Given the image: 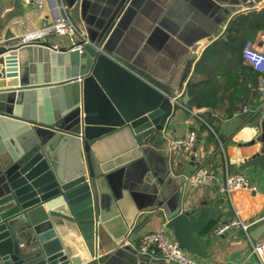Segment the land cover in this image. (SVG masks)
<instances>
[{
	"label": "crops",
	"instance_id": "1",
	"mask_svg": "<svg viewBox=\"0 0 264 264\" xmlns=\"http://www.w3.org/2000/svg\"><path fill=\"white\" fill-rule=\"evenodd\" d=\"M263 8L262 2L252 0H47L40 10L23 0H0V44L19 42L25 32L53 24L66 10L85 38L99 41L142 76L160 82L180 102L164 129L142 144L128 126L91 141L85 149L71 129L41 131V149L60 172L76 176L90 169L99 177L103 193L99 206L107 218L100 222L96 256H107L103 264H170L141 257L138 244L145 232L168 221L164 207L179 203L186 209L202 203L216 206L213 227L197 234L212 249L206 256L210 264L234 260L261 264L242 228L233 227L222 235L215 228L236 216L231 199L219 190L227 172L243 173L257 186L251 194L252 207L264 214V111H253L261 102L259 73L244 59V43L231 48L225 36L237 16ZM46 38L57 45L71 42L68 35ZM191 83L198 87L194 92L207 94L202 101L209 104L188 102ZM188 129L198 131V143L188 155L173 160L165 149L167 136ZM200 164L213 165L216 180L183 192V174ZM241 195H234L235 202ZM69 226L66 231L59 229L65 252L73 264H91L89 244L77 225ZM261 226L264 219L251 231ZM124 238L127 245H122Z\"/></svg>",
	"mask_w": 264,
	"mask_h": 264
},
{
	"label": "water",
	"instance_id": "2",
	"mask_svg": "<svg viewBox=\"0 0 264 264\" xmlns=\"http://www.w3.org/2000/svg\"><path fill=\"white\" fill-rule=\"evenodd\" d=\"M46 37L0 44V264H73L59 232L69 224L89 244L91 264H103L107 256H96L100 222L107 218L99 206V177L90 169L76 176L60 172L41 149V131L71 129L85 149L128 126L142 144L164 129L179 102L99 41L79 37L55 46ZM216 209L205 203L164 207L175 239L205 257L212 249L197 234ZM263 231L261 226L251 235L259 238Z\"/></svg>",
	"mask_w": 264,
	"mask_h": 264
},
{
	"label": "built area",
	"instance_id": "3",
	"mask_svg": "<svg viewBox=\"0 0 264 264\" xmlns=\"http://www.w3.org/2000/svg\"><path fill=\"white\" fill-rule=\"evenodd\" d=\"M23 1L35 5L40 10L45 9L47 2V0ZM49 34L68 35L71 40H74V36L84 37L65 10L53 24H45L38 29L25 32L21 40L22 42L37 41ZM242 55L259 73L257 88L261 96V102L253 108V111H264V29L255 40L249 39L244 43ZM173 98L178 100L176 96H173ZM245 109L248 110V108ZM198 140V131L196 129H188L181 135L167 136L165 149L173 160H178L188 155L196 146ZM182 177V190L183 192H188L214 182L216 180V171L211 164H200L192 173L183 174ZM219 190L226 193L231 199L236 216L231 221L220 223L215 228V233L222 235L233 227L242 228L250 242L252 252L258 256L261 264H264V234L257 239L251 235L252 225L264 219V214L258 213L252 207L251 194L258 190L257 186L243 173L229 174L227 172L225 181ZM238 192L242 193V195L237 203L234 200V195ZM169 230L167 222H163L161 228L145 232L140 238L138 253L151 259L165 260L170 264H210L205 256L196 254L183 247ZM123 243H129L128 238H124ZM231 264L245 263L234 260Z\"/></svg>",
	"mask_w": 264,
	"mask_h": 264
},
{
	"label": "trees",
	"instance_id": "4",
	"mask_svg": "<svg viewBox=\"0 0 264 264\" xmlns=\"http://www.w3.org/2000/svg\"><path fill=\"white\" fill-rule=\"evenodd\" d=\"M264 28V8L261 10H251L249 13L241 14L231 21V24L227 28L225 34L227 41L230 44L231 48L238 49V46L242 43H245L249 39H255V34L258 30ZM223 40V38H221ZM210 50V49H209ZM214 53V51H213ZM222 53V52H221ZM218 50V54H221ZM207 54V55H206ZM205 56L211 54L210 51H207ZM204 57V55H203ZM198 87L196 84L191 83L187 85V97L188 102L196 105H206L208 102H203L202 98L205 96L200 95L198 92H194ZM212 103V102H211ZM214 225V221H210L207 228L204 231L210 230Z\"/></svg>",
	"mask_w": 264,
	"mask_h": 264
}]
</instances>
